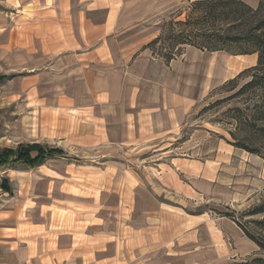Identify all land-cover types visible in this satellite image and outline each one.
<instances>
[{
	"label": "crops",
	"instance_id": "obj_1",
	"mask_svg": "<svg viewBox=\"0 0 264 264\" xmlns=\"http://www.w3.org/2000/svg\"><path fill=\"white\" fill-rule=\"evenodd\" d=\"M173 4L174 0H18L11 19L0 28L5 87H60L64 94L55 107L72 112L76 136L87 146L113 147L168 135L182 124L198 100L196 93L204 88L191 87L200 80H193L190 60L165 62L147 47L159 34L157 17ZM224 150L230 156L215 160L212 180L232 158L233 149ZM166 176L161 179L173 184L174 177ZM201 183L195 184L198 192ZM111 184L107 199L87 201L84 209L67 217L53 212L65 211L57 204L28 207L24 219L4 211L0 264H222L221 235L212 233L219 243L205 245L199 238L201 229H192L184 217V225L175 228L173 212L150 195L149 209L137 206L141 195L129 206L126 191L140 192L131 175L118 186ZM199 220L190 222L197 225ZM235 239L241 255L257 248L241 234ZM207 251L212 263L187 259Z\"/></svg>",
	"mask_w": 264,
	"mask_h": 264
},
{
	"label": "rangeland",
	"instance_id": "obj_2",
	"mask_svg": "<svg viewBox=\"0 0 264 264\" xmlns=\"http://www.w3.org/2000/svg\"><path fill=\"white\" fill-rule=\"evenodd\" d=\"M193 1L197 0H174L173 8L160 13L157 17L159 34L165 37L172 28L171 23L184 21ZM241 1L253 9L259 3V0ZM13 5H18V0H0V28L11 19ZM173 27L180 28L178 25ZM163 46L169 48L170 44L164 41L156 48ZM239 49L235 46L232 51ZM175 59L178 64L190 60L193 80H200L192 82L191 87H204L196 93L198 100L193 109L168 135H150L113 147L87 146L79 140L72 112L55 107L64 94L60 87L47 90L46 87H5L6 79L0 82V150L15 148L18 144L38 143L64 152L62 156L47 159L40 167L16 165L0 168V181L8 178L12 188V196L0 190V212H3L0 215L4 211H14L24 219L26 208L45 203L61 205L65 211L53 212L67 217L84 209L87 201L99 203L107 199L106 189L111 183L118 186L122 179L131 175L137 178L140 192L126 191L129 206L132 207L133 201L141 195L137 206L141 211L149 209L151 203L147 199L150 195L173 212L171 225L175 228L184 225L182 217L190 221L200 217L199 224L193 225L190 221L187 224L192 229H201L199 238L205 245L219 243L217 238L214 241L212 233L221 235L222 264H244L258 256V247L248 255H241L235 238L238 234L247 238L240 227L256 233L253 222L264 217V214L248 215L264 198V161L231 145L235 140L229 133H236L233 109L251 102L247 97L228 100L250 80L249 74H239L256 65L257 55H232L223 51L209 53L185 46ZM5 68L6 60L0 59V76H5ZM204 76H207L206 83L202 80ZM218 101L221 102L218 104ZM224 147L233 149L232 158L223 162L226 164L217 170V176L212 180L216 173L215 160L230 156ZM157 170L162 171L161 174ZM163 175L167 178L172 175L173 184L162 180ZM208 180L212 185H208ZM163 181L169 184L164 186ZM197 181L202 182L200 192L196 191ZM211 254L208 251L199 256L190 254L187 259L191 263H212Z\"/></svg>",
	"mask_w": 264,
	"mask_h": 264
},
{
	"label": "trees",
	"instance_id": "obj_3",
	"mask_svg": "<svg viewBox=\"0 0 264 264\" xmlns=\"http://www.w3.org/2000/svg\"><path fill=\"white\" fill-rule=\"evenodd\" d=\"M176 25L180 27L177 30L173 27ZM171 26L165 37L164 34H159L147 45L153 56L165 62L180 56L185 46L209 53L223 51L232 55H257L256 65L239 74H249L250 80L228 99L240 100L247 97L251 102L245 107L233 109L236 133L229 134L235 140L231 144L233 147L259 156L264 161V0H259L255 9L241 0L193 1L184 21L171 23ZM164 41L169 42V48H156ZM235 46L240 48L239 51H232ZM5 79V76H0V82ZM219 102L221 101L217 103ZM63 153L61 149L45 148L38 143L18 144L15 148L0 150V168L16 165L35 168L44 164L47 159L62 156ZM0 189L11 194L12 189L7 178L1 179ZM262 214L264 198L248 213L250 216ZM253 225L256 233L248 228H240L256 244L260 254L244 264H264V217L254 221Z\"/></svg>",
	"mask_w": 264,
	"mask_h": 264
}]
</instances>
